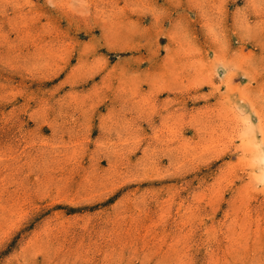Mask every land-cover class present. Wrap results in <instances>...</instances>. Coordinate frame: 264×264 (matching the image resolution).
<instances>
[{"label":"rangeland","instance_id":"374dc122","mask_svg":"<svg viewBox=\"0 0 264 264\" xmlns=\"http://www.w3.org/2000/svg\"><path fill=\"white\" fill-rule=\"evenodd\" d=\"M0 264H264V0H0Z\"/></svg>","mask_w":264,"mask_h":264},{"label":"bare ground","instance_id":"6f19581e","mask_svg":"<svg viewBox=\"0 0 264 264\" xmlns=\"http://www.w3.org/2000/svg\"><path fill=\"white\" fill-rule=\"evenodd\" d=\"M255 144V143H254Z\"/></svg>","mask_w":264,"mask_h":264}]
</instances>
